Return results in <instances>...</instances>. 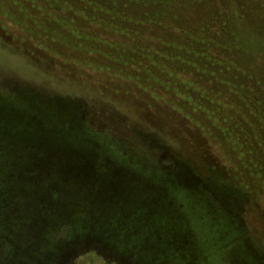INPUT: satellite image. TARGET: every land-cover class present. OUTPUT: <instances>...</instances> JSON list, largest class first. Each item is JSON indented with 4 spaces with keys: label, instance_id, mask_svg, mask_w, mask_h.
Returning a JSON list of instances; mask_svg holds the SVG:
<instances>
[{
    "label": "trees",
    "instance_id": "1",
    "mask_svg": "<svg viewBox=\"0 0 264 264\" xmlns=\"http://www.w3.org/2000/svg\"><path fill=\"white\" fill-rule=\"evenodd\" d=\"M0 29L9 40L0 53L46 76V85L24 84L109 114L98 140L109 155H126L106 145L112 124L152 119L160 142L148 148L155 170L166 182L177 174L180 194L191 196L204 213L198 222L209 228L196 244L191 233L192 246L186 237L157 254L123 235L86 229L76 216L49 217L59 237L52 252L49 245L41 256L42 238L32 237L18 248L0 246V264H218L213 236L223 226V241L239 231L232 243H252L255 260L264 261V0H0ZM123 94L136 104L116 110L101 103ZM210 147L234 164L235 175H221ZM34 188L46 200V187ZM42 224L36 233L46 231ZM7 230L0 214L2 245Z\"/></svg>",
    "mask_w": 264,
    "mask_h": 264
},
{
    "label": "rangeland",
    "instance_id": "2",
    "mask_svg": "<svg viewBox=\"0 0 264 264\" xmlns=\"http://www.w3.org/2000/svg\"><path fill=\"white\" fill-rule=\"evenodd\" d=\"M14 31L22 34L21 26L16 24ZM0 32L3 33L1 29ZM1 41L9 40L0 34ZM14 41L17 47L32 49L36 56H53L44 48ZM25 61L34 63L30 59ZM21 62L22 59L0 53V214H4L7 231L11 232L5 245L0 241L1 250L7 246L18 248L35 237L43 241L45 251L41 256L49 245L52 252L59 237L50 232L48 218L55 216H76L86 229L123 235L136 246L157 254L184 245L186 237L190 246L194 237L193 244L197 238L208 237L209 228L198 222L204 213L191 196L187 201L183 199L177 174L166 182L154 168L157 155L148 148H158L160 142L151 129L152 119L139 117L126 125H111L106 145L115 144L126 153L118 159L98 142L104 127L110 124L109 114L76 99L24 84L46 85V76L22 69ZM112 81L131 84L117 78ZM101 103L120 110L136 101L123 94ZM196 136L198 144L205 142L203 131L197 129ZM208 151L207 156L216 159L221 175H235L233 163L216 152L215 147ZM34 187H46V200L37 199ZM45 220L46 231L36 233ZM221 229L213 236L217 239L214 249L218 264H264L251 254L255 247L252 243H232L242 236L241 232L228 233L229 239L223 241L224 226ZM30 263L33 264L32 259Z\"/></svg>",
    "mask_w": 264,
    "mask_h": 264
}]
</instances>
